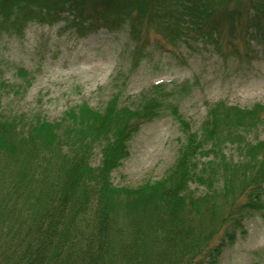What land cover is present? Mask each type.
<instances>
[{"label": "trees", "instance_id": "trees-1", "mask_svg": "<svg viewBox=\"0 0 264 264\" xmlns=\"http://www.w3.org/2000/svg\"><path fill=\"white\" fill-rule=\"evenodd\" d=\"M33 21H65L81 36L128 28L136 66L161 40L219 49L226 37L264 51V0H0L5 31L22 35ZM157 96L143 95L136 108L118 95L103 111L82 103L55 122L0 119V264H217L247 216H264V138L250 139L264 133L262 103L206 102L199 130L171 105L185 139L167 174L113 184L132 140L167 109Z\"/></svg>", "mask_w": 264, "mask_h": 264}, {"label": "rangeland", "instance_id": "rangeland-1", "mask_svg": "<svg viewBox=\"0 0 264 264\" xmlns=\"http://www.w3.org/2000/svg\"><path fill=\"white\" fill-rule=\"evenodd\" d=\"M65 26V21L54 25L33 21L22 35L0 27V119L20 118L27 123L40 116L55 122L82 103L103 111L118 95L120 106L136 108L143 95H158L167 101V109L143 125L132 140L130 157L113 173L116 187L158 181L172 167L185 138L171 105L199 130L206 118V102L225 101L241 108L264 104V51L256 42L248 49L242 40L232 45L225 37L216 49L202 40H189L177 48L161 40L163 46H149L136 66V44L128 28L81 36ZM158 37L150 33L152 41ZM159 85L173 96L156 94ZM263 138L262 131L250 135L254 142ZM229 148L228 154L237 156ZM99 162L97 152L93 163ZM243 227L244 233L238 231L235 243L217 264H264V216L248 215Z\"/></svg>", "mask_w": 264, "mask_h": 264}]
</instances>
